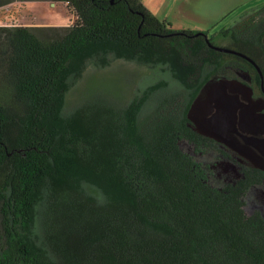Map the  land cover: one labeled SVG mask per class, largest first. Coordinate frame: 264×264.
<instances>
[{
	"label": "trees",
	"instance_id": "16d2710c",
	"mask_svg": "<svg viewBox=\"0 0 264 264\" xmlns=\"http://www.w3.org/2000/svg\"><path fill=\"white\" fill-rule=\"evenodd\" d=\"M61 1L75 20L58 37L0 24V264H264V216L245 209L255 179L220 181L187 145L207 82L239 67L259 80L264 3L209 36L141 0ZM112 57L164 74L67 110L87 63Z\"/></svg>",
	"mask_w": 264,
	"mask_h": 264
},
{
	"label": "rangeland",
	"instance_id": "374dc122",
	"mask_svg": "<svg viewBox=\"0 0 264 264\" xmlns=\"http://www.w3.org/2000/svg\"><path fill=\"white\" fill-rule=\"evenodd\" d=\"M141 1L157 18L170 22L173 29L207 31L209 36L239 23L264 3V0ZM74 20L75 16L61 0H15L0 7V24L27 25L45 39L58 37L63 32L62 27L72 25ZM223 42L227 40H215L216 45ZM154 71L164 74L158 68L114 57L104 67L88 62L81 76L70 84L65 107L70 110L75 105L98 96L118 102L119 97L124 95L129 99L141 85L156 77ZM234 171L236 172L235 166L227 160L215 167L216 177L220 181L224 178H237ZM259 206H264V194L259 190L255 192L253 188L249 189L245 195L246 211H260Z\"/></svg>",
	"mask_w": 264,
	"mask_h": 264
},
{
	"label": "flooded vegetation",
	"instance_id": "af4514ba",
	"mask_svg": "<svg viewBox=\"0 0 264 264\" xmlns=\"http://www.w3.org/2000/svg\"><path fill=\"white\" fill-rule=\"evenodd\" d=\"M258 54L260 55V51ZM260 57L261 66L253 59L248 58V61L255 66L259 80L253 78V74L244 68L239 67L232 74L219 75L207 83L203 89V94L206 95L209 91H214L217 95L216 101H218L221 94L218 85H214L216 80L224 78L235 82V86L228 88L227 91L232 95H236V99L239 100L236 110V122L235 125H231L229 122L230 106L222 108L221 115L225 119L222 120L219 130L216 132L205 127L202 122H198L199 120L192 114L191 117L194 120H190L188 125L199 135L197 139L191 140V144L188 143L187 145H189V148L199 145L202 149V157L205 161L210 162V166L214 171L216 165L220 162L231 161L235 166L236 172L234 171V175L236 173L237 179L246 176L254 178L255 180L248 190L253 188L255 192L259 190L264 194V169L256 166L255 162L247 158L243 154L244 152L242 153L237 147L247 145L262 159L263 163H257L262 164L264 167V154L258 147L260 143L254 140L255 138L264 139V51ZM216 110L218 109L211 107L209 112L206 113V117H210ZM198 128L205 133H216L217 139L201 133ZM227 142H234L235 148L229 146ZM258 209L264 216V206H259Z\"/></svg>",
	"mask_w": 264,
	"mask_h": 264
},
{
	"label": "water",
	"instance_id": "95a60500",
	"mask_svg": "<svg viewBox=\"0 0 264 264\" xmlns=\"http://www.w3.org/2000/svg\"><path fill=\"white\" fill-rule=\"evenodd\" d=\"M209 45H211L215 49H218L221 51L235 52L229 48H225V47H222L219 45H213L211 43H209ZM235 53H237L239 55H243L240 52H235ZM207 83L203 86V88L198 93V95L193 99V101L190 105L189 111H188L189 119L191 121L194 120V118L191 117V115L193 114L199 120L198 122H202V124L205 127H208V129L216 132L219 130V126H220V123L222 122V120L225 119V117L223 119V116L221 115L222 108L230 106L231 108H230V112H229V118H230L229 122L231 125H235L236 117H237L236 110H237V105L239 104V100L236 99V95H232L227 91L228 88H232L235 86V82L233 80L224 79V78L216 80L214 85H218L219 92L221 94V98H219L218 101H216L217 95L215 94L214 91H212V92L209 91V93H207L206 95L203 94V89L207 85ZM211 107H215L218 110H216V112L212 113V115L210 117H206V113L209 112ZM198 130H200V129L198 128ZM200 132L205 134V135H208V136H211V137L217 139L216 133H207V132L205 133L204 131H201V130H200ZM254 140L260 143V146H258V145L257 146L260 148V150L264 154V139H256L255 138ZM227 144L229 146H231L232 148H235V146H236V145H234V142H232V143L227 142ZM237 147L242 151V153L244 152L243 154L247 158H249L250 160H253L255 162L256 166L264 169L262 164L257 163V162L263 163L262 159L252 149H250L247 145H241V146H237ZM252 156L255 157L256 159H254Z\"/></svg>",
	"mask_w": 264,
	"mask_h": 264
}]
</instances>
